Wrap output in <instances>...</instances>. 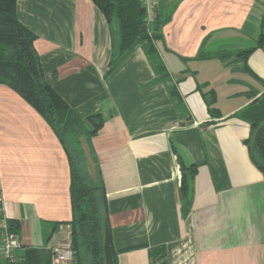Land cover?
I'll use <instances>...</instances> for the list:
<instances>
[{
	"label": "crops",
	"instance_id": "1",
	"mask_svg": "<svg viewBox=\"0 0 264 264\" xmlns=\"http://www.w3.org/2000/svg\"><path fill=\"white\" fill-rule=\"evenodd\" d=\"M263 9L264 0H159L168 19L158 39L109 70L110 28L92 1L17 0L46 83L81 119L100 116L82 150L104 188L115 264H264V177L244 144L264 117V52L237 57ZM65 151L0 84V211L20 243L14 264H52V248L70 240ZM179 162L196 167L185 215Z\"/></svg>",
	"mask_w": 264,
	"mask_h": 264
},
{
	"label": "trees",
	"instance_id": "2",
	"mask_svg": "<svg viewBox=\"0 0 264 264\" xmlns=\"http://www.w3.org/2000/svg\"><path fill=\"white\" fill-rule=\"evenodd\" d=\"M105 17L111 34L112 70L142 41L158 39L167 15L157 10L148 22L141 0H89ZM17 0H0V84L9 87L36 110L51 127L66 150L70 166L72 216L70 242L77 264H103L102 220L106 215L104 188L90 177L82 144L101 126L99 115L81 119L44 80L35 50V35L23 26L16 14ZM158 8V7H157ZM264 52V9L260 32L251 48L237 53L246 59L254 50ZM90 126V129L88 128ZM251 163L264 177V117L250 125L245 143ZM181 213H189L194 165L179 162ZM13 225L9 226L12 230ZM114 256V254H113ZM115 264V260H114Z\"/></svg>",
	"mask_w": 264,
	"mask_h": 264
},
{
	"label": "built area",
	"instance_id": "3",
	"mask_svg": "<svg viewBox=\"0 0 264 264\" xmlns=\"http://www.w3.org/2000/svg\"><path fill=\"white\" fill-rule=\"evenodd\" d=\"M145 8L146 19L151 22L159 5V0H141ZM19 241L13 232L9 231L7 220L0 211V258L6 264H14V251L19 248ZM52 264H66L73 260V249L70 240L58 243L52 248Z\"/></svg>",
	"mask_w": 264,
	"mask_h": 264
},
{
	"label": "water",
	"instance_id": "4",
	"mask_svg": "<svg viewBox=\"0 0 264 264\" xmlns=\"http://www.w3.org/2000/svg\"><path fill=\"white\" fill-rule=\"evenodd\" d=\"M107 215L103 216L102 220V245H103V259L104 263L103 264H114V256L112 253V248H111V243H110V233H109V228L107 224Z\"/></svg>",
	"mask_w": 264,
	"mask_h": 264
}]
</instances>
